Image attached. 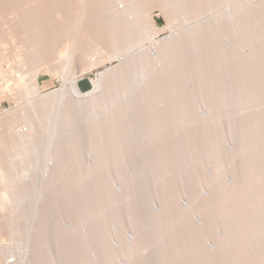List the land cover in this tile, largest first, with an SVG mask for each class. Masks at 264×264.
<instances>
[{"label":"bare ground","instance_id":"obj_1","mask_svg":"<svg viewBox=\"0 0 264 264\" xmlns=\"http://www.w3.org/2000/svg\"><path fill=\"white\" fill-rule=\"evenodd\" d=\"M14 1L11 7L0 2V10L7 6L3 16L17 14L6 17L17 16L16 25L12 18L8 25L1 21L8 44L16 28L35 40L69 24L79 31L91 2ZM99 1L107 6L106 23H114L103 29L102 43L120 46V64L100 73L98 83L80 74L68 79L65 90L31 98L15 114L34 129L22 138L8 132L11 114L0 118V141L6 144L0 181L9 191L0 207L17 208L16 222L6 218L15 230L0 229L19 240L0 244L1 255L16 253L15 264H228L246 257L230 256L233 248L241 254L257 250L254 245L264 249V0H160L172 23L184 14L202 17L184 25V33L157 42L140 6L154 0ZM61 6L78 14L72 23L64 13L62 20L57 15L61 21L54 16ZM238 8L244 12L236 17ZM3 46L2 100L27 90L25 77L15 73L34 59L16 47L13 56L7 53L20 66L15 70ZM76 47L66 44L57 52L65 62L63 78ZM31 49L32 55L39 50ZM83 51L89 69L98 47ZM200 52L207 53L201 55L208 59L204 64ZM169 58L186 64L174 69L165 64ZM85 78L92 88L82 93L77 85ZM37 84L34 79L32 92ZM70 94L77 100L63 115L61 101ZM184 111L195 112L180 115ZM50 153L55 164L45 178L42 166Z\"/></svg>","mask_w":264,"mask_h":264},{"label":"rangeland","instance_id":"obj_2","mask_svg":"<svg viewBox=\"0 0 264 264\" xmlns=\"http://www.w3.org/2000/svg\"><path fill=\"white\" fill-rule=\"evenodd\" d=\"M7 1L8 0H6V1L4 0V2H3V0H0L1 3H4L3 4L4 6L6 5L5 2H7ZM15 1L18 2L19 0H15ZM90 1L92 2V0H90ZM94 1H95V4L94 3H91V2L89 3V1L86 2L87 3L86 6L88 5V8L86 7L87 8L86 9V12L84 14H82V16L85 15L83 17V19H82V16L80 18V22H81L80 23V29H79L80 32L78 30L77 31L74 30V29L72 30L73 27L71 26V24H69V25L66 26L67 27L66 28V31L65 30H63L62 32L60 31L61 33L60 32L58 33L56 30H48L49 32H46L45 36L42 35V38L43 37L44 38L46 37L45 40H44V38L42 39L41 37L40 38H37L38 40H35V36L36 35H34V37L32 36V38H31V35H28V34H26L24 32L19 31V29L16 28V26H15L16 25L15 23L17 21L14 20V19L17 20V18H16L17 16L14 19L12 17L6 18L8 15L9 16H12V15L15 16L17 14L11 13L12 15H10V13L9 14H5V12H4V16H3V12L2 11L4 9H7V6L9 7L10 6L9 4H11L13 2V0H11V3H9L10 2V0H9L7 2L8 3L7 6L4 7V8L2 7L3 10H0V15L2 14L1 16H3V18H0L1 19L0 20V24H1V26H0L1 31L0 32L1 33L2 32H6L5 31V28L3 26V23L6 24L7 21L10 23V21H12V19L15 21V22H13V24H15L13 27H15L19 31V32L18 31H15L16 29L15 30L14 29L12 30V31H14V33H11L13 35H10L12 39L10 38L9 44H8V41L9 40H5L6 39V36L8 34L6 33L7 35L5 36V34L3 33L4 36H5L4 37L3 34L0 33V35H1L0 36V40L3 41V42L2 41L0 42V43H2L0 45H2V46L4 45L3 46L4 49H3L2 52L3 53L5 52L6 54L10 52V55H12L13 54L12 52H14V51H15V53H17L15 49L18 48L19 50L18 49L17 50L20 53L23 52L24 53V54L22 53L23 55H27V57L25 56L26 58H29L30 56L34 57V59H32L33 61L29 60V61L26 62L28 64V68L31 66L30 67L31 69L30 68L29 69L27 68V70H26L25 69L26 65H24L25 71H22L21 70V69H23L22 67L16 66L17 63L15 62L16 60L14 59V57H10V55L7 54V56L12 59L9 62L10 63L13 62V64H12L13 65L12 66L13 69L16 70L17 68L19 69V67H20L19 70H16L17 71L16 73H15V70H13V73H15L16 75L20 76V79H22L21 76H23V78L25 77L24 78V81H25V79H26V81H25L24 84H26V85H24V86H26V87L24 88V90H26V88H27V90L29 91V93L27 94V93H25V92H27V90H26L24 92L25 95H24V93H22V95L20 97L19 96L16 97V95H14L13 97L12 96H8L7 99H6V97H3L4 98L3 100H2V97H0L1 98L0 99V118H2V116H5V114L6 115H10L11 114L14 117V119H12L13 120V124H12L13 126L12 127H9V129H8L9 134L12 135L13 137L16 136V138H17V135H18V138L19 137L22 138V136H19V135L25 136V134H30L31 132L34 131L33 127L29 123V121H27L24 117H22L23 119L21 117L18 118V119L15 117L16 111H18L19 113L20 112L23 113L24 111H21V110H23L24 108L25 109L28 108V106H26V104L28 105V101L31 98H35V96H37V95L43 96V95L49 93L50 91H54V90H56V91L65 90V89L69 88L68 79H70L72 77H76L77 78L80 74L82 75V77L89 78L90 81H92V82L94 81L95 83H98V79H99L100 73L105 72V71H108V70H110V69H112V68H114V67H116V66H118L120 64L121 61L117 58V55H116V52H118V49L120 48V46L118 47V45L114 46L112 44H110V45L106 44L105 45V44H103L104 42L102 41L103 39L101 38L102 37V34L105 35L103 33L105 30L103 31V29H106L108 27V25H109L108 28H110V26L111 27L114 26V23H113V25L111 24V22L110 23H106V21H109V18H107L108 17V14H106L107 12H104V11L107 10V6L104 7L106 4L103 6V3H101L99 0H94ZM158 1H160V0L149 1L150 3H147V4L145 2H142L141 1V4H140V6L143 7V9L145 10V11L143 10L145 14L143 13V16L144 17L142 18V20H144L148 24L152 25L153 28H155L154 31H151V36H152L151 39H152V41L157 42V41L162 40L164 38L168 39L172 35L175 36V35L182 34V33L185 32L184 31V25H187L188 27H186V28H189V27L192 26L190 23H192L195 20H199L202 17L199 14H196V15L193 14L194 16H192V18H188L187 15H189V14H187V15L184 14V16H182V14H181L182 17L179 16V18H177V21L175 23H172V22L169 21L171 18H169V16L166 15V14H168V12L166 10H164L165 5H164V8H163L162 3L161 2H158ZM20 2H21V0L19 1V3ZM75 2H79V0H74V3ZM1 3H0V5L2 6ZM90 5H92V6L90 7ZM60 8H63V7L61 6ZM72 8L70 10L73 13L70 10L65 9V10H67V12H66L64 10V8H63L62 10L60 9V11H57V12L54 11L53 14L56 13L54 16L57 18V15H58V18L59 19H61L60 17L63 15L62 13H64V15L62 16V18L63 17L66 18V16L67 17L71 16V19L72 20H70V18H69V21L72 23L76 19V16L78 15V14H75L76 12L74 13V10H72ZM224 11L225 12L230 11L229 7L224 8ZM235 11H236V13H238V14L235 15L236 17L240 16L241 13L244 12V10H241L239 8L237 10H235ZM102 12H103V14H102ZM53 14H52V16H53ZM18 18H19V16H18ZM58 18H57V20H59ZM175 18L176 17H174V15H173L172 16V19H175ZM87 19H89V20H87ZM4 20H5V22H4ZM61 20H59V21H61ZM55 21H56V19H55ZM104 21H105L106 24L104 23ZM8 22H7L6 25H8ZM11 24H12V22H11ZM60 24H61V22H59V25ZM148 24L147 25L143 24L144 25L143 27H145V33H149L150 32L149 31V28H148ZM102 25H104V26L106 25V26L103 27ZM116 26H117V24H116ZM51 28H52V26L50 27V29ZM112 28H114V27H112ZM68 29H70V30L68 31ZM93 30L96 31V32L94 33ZM100 30H102V33L100 32ZM16 32H18V33H16ZM81 33H83V34H81ZM89 33L91 34V36H89L90 35ZM21 34H23L24 36H22ZM18 35H20V36H18ZM26 35H27V37H26ZM97 35H99V36H97ZM245 36H247V35H245ZM99 37L101 38L100 41L98 39ZM7 39H9V37ZM13 39H14V41H13ZM46 40H48L49 42L46 41ZM4 41H6V42H4ZM19 41H20V43H19ZM23 41H26L27 43H23ZM31 41L32 42L34 41L35 44H36V46ZM246 41L249 44H252L247 38H246ZM73 43L77 44L81 48L76 47V48L79 49V51L77 49L75 50L76 53L74 52L75 53L74 54L75 56L73 55L74 56L73 57V61H72L73 63L70 65V68L69 69L67 68L69 71L66 69L67 70V72H66V70H65V73H66L67 78H66L65 74L63 75L65 78H63L61 76L60 72L62 73V71H61L62 70V66L64 65L65 62H64V60L62 58L61 59H58L59 57L57 56V52H58L59 49H61L62 47H64V45H66V44H73ZM20 45L23 46V48H25V50H26V48L29 50V49H31L33 47L34 48L35 47L37 48V49H35V51H37L38 48H39V50L37 52H35V54L32 55L31 53L30 54L28 53V52H32L31 51L32 49L29 50V51L27 50V52H25L24 49L23 50L22 49L20 50V48H21ZM258 45L259 44L253 42V46L254 47H256ZM10 46H12L13 48H11ZM30 46H33V47H30ZM94 47L95 48L98 47V51H97V53L93 54V56L90 58V59H93L94 62H92L93 63L92 66L89 69H87L86 66L90 63V61L89 60H85V59L82 58V54L85 52L83 50H85L87 48H94ZM262 51L263 52H261V50H260L261 55H264V49ZM78 55H79V57H78ZM201 55H207V53L205 54V53L200 52V53L197 54V56L199 58L201 57ZM201 58L202 59L200 60V62L202 64H204V61L205 60H208L206 57H203V56ZM167 60L168 61L165 64L168 65V66H171V67L173 66L172 68H174V69H176V67L179 68L180 67L179 64H186L185 63L186 61L183 62V61H181L179 59H175V58H169ZM249 66L247 68H249ZM15 67H17V68H15ZM250 68H253V66H251ZM81 69H83V70H81ZM20 72H22V73H20ZM175 72L176 71H174V73L173 72L172 73L170 72V74H167V75L172 76V75L176 74ZM27 73H30V75L29 74L26 75ZM242 78L243 79H247L248 77H246V75H244V77H242ZM34 79H37L38 84H37L36 88L34 89V91H33L34 93H33L30 88L34 87ZM24 81L22 80V82H24ZM168 85H170V84H168ZM159 86L162 88V85H159ZM163 87H164V85H163ZM37 97H39V96H37ZM71 99L77 100V98L74 95H71V94H70V96L69 95H66V97L64 99H62V101H61V107H62L61 113H63V115H64V112H66V111L69 110ZM84 99L85 98H81V100H84ZM47 106L48 105L46 104V106H43V107L44 108H47ZM184 112L185 113H180V115H186V113L189 112V114L187 113V115L189 116L190 115V112H192V114H193V112H195V111H184ZM169 114H171L170 111H168V113L166 115H169ZM98 126L96 127V130L95 131H99V127ZM21 130H23V131L21 132ZM2 143L3 142L0 141V147H1V145H4L6 147L5 142L3 144ZM2 148L3 147H1V149H0L1 152H2ZM54 164H55L54 155H53V153H50L49 156H46L45 161H44V165L42 166V172H43V176L45 178H47V177L50 176L51 169L54 166ZM24 180L27 181L26 178L25 179L23 178V181ZM8 182L11 183L10 181H8ZM8 195H9V191H3V189H2V182L0 181V204L3 205L5 203V200H6V198H7ZM10 204H8V205L10 207H12L13 209L10 208L8 205H6V207L8 206V208L6 209V211H4L6 207L5 208H2V206L0 207V227L1 228L2 227H6L5 228L6 232H8L7 229H9V232L15 230V227H14L15 224L13 225L12 222H16V220L13 219L14 218L13 216L15 215V214L13 215V213H16L17 212V208H15L16 207L15 204H13V203H10ZM7 210H9V212ZM6 212L8 214H6ZM80 212L83 215V208L80 210ZM9 217H10V219H12L14 221L11 220L12 221L11 222L9 220V222H8ZM6 218H8V219L6 220ZM4 224L5 225H9L8 228ZM0 230L1 231L2 230L4 231V228L3 229H0ZM6 232L4 231V233L7 234V236L6 235H3V233H0V244H2V246H4V247L6 246L4 243H8V245L11 246V245H13L14 242H16V243L19 242V240L17 238L16 239L18 240V242L15 241V240H12V239H14V238H12L13 235H11V238L12 239L10 237H8L13 232L10 233V234L9 233H6ZM10 242H12V244ZM254 246L256 248H258V249L257 250L256 249L254 250V249H252L253 247L251 248L249 246L252 250H249L248 249L247 251L242 252V254L239 253V251L236 248H233L232 251H230V256L233 257V256H235L237 254L238 255L245 254L246 257H244V258H239L238 257L237 259H235V257H236L235 256V257H233V263L231 262L232 259L231 260L228 259L229 262L232 263V264H259V262L260 263L263 262L264 261V255H263L264 254V249L261 250L260 249L261 246H259L260 247L259 248L258 245L257 246L254 245ZM1 248H3V247H1ZM1 254L2 253H0V257H1L0 258V264H15L16 263V261H17L16 253H13L12 252V253H9L8 255H4V253H3V256ZM227 261L225 263H227ZM222 262H223V260H222ZM230 263H228V264H230Z\"/></svg>","mask_w":264,"mask_h":264},{"label":"water","instance_id":"obj_3","mask_svg":"<svg viewBox=\"0 0 264 264\" xmlns=\"http://www.w3.org/2000/svg\"><path fill=\"white\" fill-rule=\"evenodd\" d=\"M80 92L85 93L91 90L92 86L88 79H82L78 82L77 85Z\"/></svg>","mask_w":264,"mask_h":264}]
</instances>
